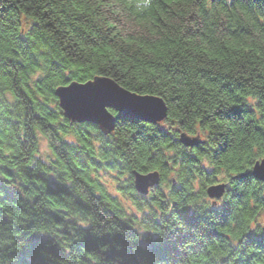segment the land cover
I'll return each mask as SVG.
<instances>
[{"label":"clouds","instance_id":"1","mask_svg":"<svg viewBox=\"0 0 264 264\" xmlns=\"http://www.w3.org/2000/svg\"><path fill=\"white\" fill-rule=\"evenodd\" d=\"M11 2L0 264H264V0Z\"/></svg>","mask_w":264,"mask_h":264},{"label":"water","instance_id":"2","mask_svg":"<svg viewBox=\"0 0 264 264\" xmlns=\"http://www.w3.org/2000/svg\"><path fill=\"white\" fill-rule=\"evenodd\" d=\"M99 79H109L107 77H97ZM91 82L86 81L84 83H79L80 87H83L85 83ZM113 83H116L112 80ZM117 87H121L118 83H116ZM67 86H70L68 84ZM122 91H128L130 95H134L135 93L130 92L129 90L125 88H121ZM69 104L73 108H75L78 113L86 118L90 119H97L100 120L103 123H108V119L103 113V105H110L114 107L121 108L122 112L129 116V117H141V118H150V113L145 110L135 109L129 105H127L124 101L121 100V98L113 93L112 91H109L107 89H103L100 92L99 95V101L97 103L92 104H84L78 97L76 96H70L69 97ZM107 111H110V109H106ZM188 142V141H186ZM261 171L258 169V172ZM149 180H154V177H149Z\"/></svg>","mask_w":264,"mask_h":264},{"label":"trees","instance_id":"3","mask_svg":"<svg viewBox=\"0 0 264 264\" xmlns=\"http://www.w3.org/2000/svg\"><path fill=\"white\" fill-rule=\"evenodd\" d=\"M28 6H29V0H12L11 5L8 8V12H6L4 14L5 18H7L9 14H13V13H18L20 17H23L26 14V9L28 8ZM98 77H107V78H110L113 80V78L111 76H105L103 73H101ZM113 81H115V80H113ZM73 82H75V81H73ZM84 82H86V81H80L79 83H84ZM115 82L118 83L117 81H115ZM127 90H129V89H127ZM129 91H131V90H129ZM30 178L31 177H29V179ZM182 215H184V214H182ZM186 219H188V218L186 217ZM189 222H190V220H189ZM44 242H45L44 238H41V237L34 238L32 241V251H34L35 248L42 246V244ZM31 254H32L31 251L29 253H26V255H31ZM127 255L129 256V259L125 261V264H136L134 258H132V256L134 254H132L130 250L127 251ZM21 264H32V262L22 258Z\"/></svg>","mask_w":264,"mask_h":264},{"label":"rangeland","instance_id":"4","mask_svg":"<svg viewBox=\"0 0 264 264\" xmlns=\"http://www.w3.org/2000/svg\"><path fill=\"white\" fill-rule=\"evenodd\" d=\"M67 86V85H66ZM131 92V91H130ZM134 93V92H133ZM112 110L110 109V111L109 112H111ZM188 142H190V143H195V141H188Z\"/></svg>","mask_w":264,"mask_h":264}]
</instances>
